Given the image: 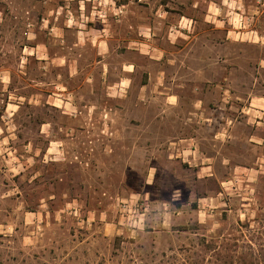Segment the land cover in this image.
I'll list each match as a JSON object with an SVG mask.
<instances>
[{
  "label": "rangeland",
  "instance_id": "374dc122",
  "mask_svg": "<svg viewBox=\"0 0 264 264\" xmlns=\"http://www.w3.org/2000/svg\"><path fill=\"white\" fill-rule=\"evenodd\" d=\"M80 1L0 0V264H192L194 254H212L204 240L227 247L224 254L238 246L248 252L247 244L264 254V162L256 164L264 146L236 140L231 168L241 164L261 172L238 180L232 169L229 189L214 203L218 208L200 207L196 197L206 190L216 195V180L195 183L187 164H171V175L162 171L164 163L144 157L143 140L175 132L160 127L159 106H135L139 84L157 67L140 53L139 43H131L155 32L151 42L159 45L166 24L174 25L179 13L198 16L194 25L202 31L217 25L232 31L228 39L214 33V52L216 59H228L230 127L244 135L249 130L240 106L264 98V0H88L86 11L95 2L97 8H119L120 35L129 21L130 52L119 43L118 55L136 72L130 100H103L98 89V98L84 100L83 114H72L62 102L77 103L61 96L64 71L43 64L37 58H46L47 51L32 47L50 43ZM206 14L214 23H205ZM92 102L117 110L89 113ZM125 203L140 215L126 212Z\"/></svg>",
  "mask_w": 264,
  "mask_h": 264
},
{
  "label": "crops",
  "instance_id": "0c3cea01",
  "mask_svg": "<svg viewBox=\"0 0 264 264\" xmlns=\"http://www.w3.org/2000/svg\"><path fill=\"white\" fill-rule=\"evenodd\" d=\"M87 3L88 0L80 1L78 11L74 14L70 12L73 15L72 19L68 18V22L58 29V34L49 36L50 43L36 42L32 47L35 53L40 49L47 51L46 58L44 56L37 58L43 64L64 71L65 79L62 85L64 92L61 96L66 99L72 97L77 103L62 102L70 109L69 111H72V114L75 111L83 114L86 108L83 105L84 100L98 98V89L102 91L103 100L114 102L130 100L133 74L136 72L134 64H130L127 60L121 61L118 55L119 43L123 44L127 53L130 52L129 21L125 22L126 32L120 35L118 23L123 24V22L116 18L119 13L117 6L97 8L95 2L93 8L96 11L92 9L86 11ZM178 17L174 25L166 24L167 32L159 45L151 42L157 35L155 32L148 35L139 34L137 38L131 40V43H139L143 47L138 49L140 53L149 57L150 63L157 67L154 71L148 69V78L139 84L135 106H159L161 108L158 120L160 127L167 124L165 129H162L175 132L173 137L168 135L159 140H143V153L148 161L164 163L162 171L165 173L172 175L174 170L171 164L180 163L182 166L188 165L185 169L192 173L195 183L216 180L219 188L216 195L206 190L201 196L196 197L200 207L203 204L204 207L213 209L218 208L214 207V203L219 201L232 183L229 177L232 175V169L233 178L238 180H244L245 175L248 176L252 170L261 172L258 167L254 169L241 164L233 165L231 168L233 154L231 146L240 137H244L243 140L246 143H253L258 149L264 146V121L262 120L264 98H256L248 105L243 103L244 105L240 106L245 115L243 117L247 121L246 128L250 132L241 135L242 131L239 132L235 125L230 127L228 110L232 108L230 103L232 97L229 89L231 76L227 69L229 62L222 56L223 54L220 59L215 58L214 33H222L228 39L232 31L222 28L221 25L202 31L194 25L198 23V16L196 18L194 15L179 13ZM204 17L208 25L214 23L211 22V18L214 17L208 14ZM216 19L219 23L223 22L218 17ZM92 23L95 24L92 25ZM161 27L163 32L164 27ZM236 33L242 34V32ZM203 35L206 37L205 45L201 43ZM221 46L223 48L221 53H223L224 43ZM169 47H172L173 51ZM200 51H206V56L201 55L203 52ZM76 83H78L77 89ZM53 95H56V92ZM87 108L89 113H95L99 108L105 113H113L117 110L116 106L104 108L94 102ZM115 127L118 129V125ZM147 128L149 124L148 127L144 124L143 129L147 130ZM114 143V147H117L118 142ZM127 143L135 146V141ZM139 146H141L140 142ZM154 146L159 148L157 152L150 150ZM257 158V165L264 162L263 154ZM242 170L244 176L239 175ZM174 176V178H180L177 174ZM174 197L176 198L177 195L174 194ZM164 206L163 212L167 213V202ZM224 206L225 204L221 203L219 207ZM176 211L177 215L182 213L179 207Z\"/></svg>",
  "mask_w": 264,
  "mask_h": 264
},
{
  "label": "trees",
  "instance_id": "16d2710c",
  "mask_svg": "<svg viewBox=\"0 0 264 264\" xmlns=\"http://www.w3.org/2000/svg\"><path fill=\"white\" fill-rule=\"evenodd\" d=\"M240 227L246 226L240 224ZM204 241L203 245L207 249H211L212 254H194L196 259L192 264H264V254L254 252V247L251 244H247L244 247L248 252H238V246V250H230L234 254H224L223 250L227 251V247L222 248L221 245L213 240H211V243L207 242V240ZM233 246L237 247L236 244Z\"/></svg>",
  "mask_w": 264,
  "mask_h": 264
},
{
  "label": "built area",
  "instance_id": "2783aa9c",
  "mask_svg": "<svg viewBox=\"0 0 264 264\" xmlns=\"http://www.w3.org/2000/svg\"><path fill=\"white\" fill-rule=\"evenodd\" d=\"M123 208H124L125 211L128 212V213H132V214L138 213V214L140 215V213H139V211H138V209H137L136 206H135V208H134V207H132V206H127V204L125 203V204H123ZM133 208H134V209H133ZM141 215H142V214H141Z\"/></svg>",
  "mask_w": 264,
  "mask_h": 264
}]
</instances>
